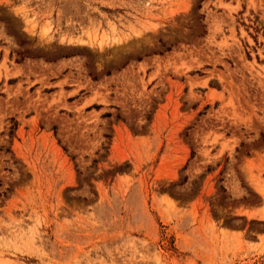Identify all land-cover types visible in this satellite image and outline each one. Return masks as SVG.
Masks as SVG:
<instances>
[{
    "label": "rangeland",
    "instance_id": "rangeland-1",
    "mask_svg": "<svg viewBox=\"0 0 264 264\" xmlns=\"http://www.w3.org/2000/svg\"><path fill=\"white\" fill-rule=\"evenodd\" d=\"M0 264H264V0H0Z\"/></svg>",
    "mask_w": 264,
    "mask_h": 264
},
{
    "label": "trees",
    "instance_id": "trees-1",
    "mask_svg": "<svg viewBox=\"0 0 264 264\" xmlns=\"http://www.w3.org/2000/svg\"><path fill=\"white\" fill-rule=\"evenodd\" d=\"M185 182V178H183L182 180H181V183L180 184H182V183H184Z\"/></svg>",
    "mask_w": 264,
    "mask_h": 264
}]
</instances>
